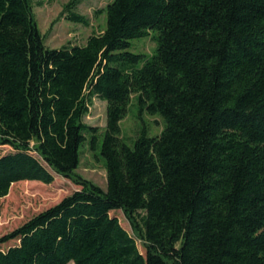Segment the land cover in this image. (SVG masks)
Returning a JSON list of instances; mask_svg holds the SVG:
<instances>
[{
	"label": "trees",
	"instance_id": "trees-1",
	"mask_svg": "<svg viewBox=\"0 0 264 264\" xmlns=\"http://www.w3.org/2000/svg\"><path fill=\"white\" fill-rule=\"evenodd\" d=\"M80 1L61 15L87 25ZM33 3L0 0V197L54 173L79 189L0 236V264H264V0H111L99 32L59 48ZM148 35L152 54L129 50ZM94 96L101 134L83 121ZM132 98L158 135H120ZM100 137L105 189L76 172Z\"/></svg>",
	"mask_w": 264,
	"mask_h": 264
},
{
	"label": "rangeland",
	"instance_id": "rangeland-1",
	"mask_svg": "<svg viewBox=\"0 0 264 264\" xmlns=\"http://www.w3.org/2000/svg\"><path fill=\"white\" fill-rule=\"evenodd\" d=\"M37 1V0H35ZM41 5H32V11L37 26L44 37V43L49 48H59L63 45H83L88 36L99 32L104 27L105 16L101 10L111 0H81L74 11L88 19V24L74 23L61 15L63 5L69 0H39ZM130 51L146 55L153 53L156 43L151 35L132 40ZM84 123L103 133L106 125V102L98 96L92 97L89 112L83 118ZM163 128V119L145 110L140 111L132 98L126 115L120 121V135L130 143L136 134L146 130L148 136H156ZM101 137L94 149L84 142L80 147L81 158L76 172L94 182L101 188L106 187V175L100 156ZM9 146L0 145V154L11 152ZM18 181L13 183L4 197H0V236L18 227L35 214L58 203L63 197L79 189L70 179L54 173V180L49 184L38 181ZM117 217L122 227L132 234L127 218L121 210L110 211ZM141 253L144 252L141 243L136 242ZM15 244V241L0 245L1 250ZM72 264V263H68Z\"/></svg>",
	"mask_w": 264,
	"mask_h": 264
}]
</instances>
